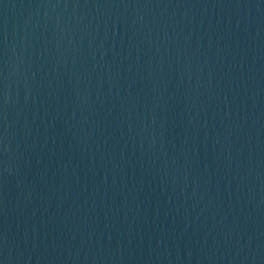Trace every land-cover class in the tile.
<instances>
[{"label": "water", "instance_id": "95a60500", "mask_svg": "<svg viewBox=\"0 0 264 264\" xmlns=\"http://www.w3.org/2000/svg\"><path fill=\"white\" fill-rule=\"evenodd\" d=\"M0 264H264V0H0Z\"/></svg>", "mask_w": 264, "mask_h": 264}]
</instances>
